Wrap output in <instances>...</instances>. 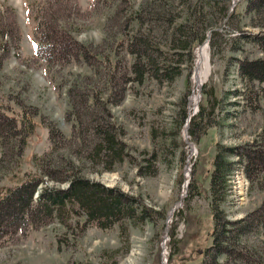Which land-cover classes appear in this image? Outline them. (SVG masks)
<instances>
[{"label":"rangeland","instance_id":"obj_1","mask_svg":"<svg viewBox=\"0 0 264 264\" xmlns=\"http://www.w3.org/2000/svg\"><path fill=\"white\" fill-rule=\"evenodd\" d=\"M246 7V0L235 7L241 23L246 31L259 33L263 27L246 17ZM115 9L119 16L109 19ZM125 11L126 4L120 0H0V194L28 175H40L34 157H43L51 149L47 123H57L70 138L84 108L76 106L80 109L76 115L71 110L69 89L76 81H84L100 92L102 102H108L104 110L100 104L94 111L124 129L123 139L131 155L115 171L102 173L85 162L83 174L138 198V205L147 209V218L123 227L121 223L109 229L86 226L84 218L75 217L68 226L54 219L42 227L21 230L0 239V264H202L203 249L213 241L210 180L217 144L264 142V85H248L238 65L226 72L229 56L238 53L226 50L213 58L205 41L194 50V62L181 64V73L173 81L152 77L143 82L124 81L127 74L132 79L135 76L131 72L133 56L124 42L113 44V38H109L111 42L105 38L117 31L118 27L111 29L115 21H126ZM53 27L61 34V44L54 54L50 45L49 54L40 51L39 56L37 42L46 33L53 34ZM76 42L84 44L83 52ZM205 47L209 70L199 86L195 80L198 52ZM245 51L251 58L264 55L251 44ZM115 52L114 64L110 61ZM173 64L178 65L175 60ZM111 75L119 83L114 89L107 86ZM234 89L243 96L232 93L229 100L240 98L241 103L227 105V109L221 105L214 111L209 105L208 114L212 112L218 124L207 126L193 140L185 129L184 108L196 114L204 103L203 91L213 100L214 94L220 97ZM242 164L233 171L223 207L229 219L250 217L255 225L251 213L264 205V175L251 179ZM155 167L157 172L151 174ZM44 178L41 186L46 181L57 184ZM241 238L242 245L256 250L251 252L256 259L258 251L264 252V223Z\"/></svg>","mask_w":264,"mask_h":264},{"label":"trees","instance_id":"obj_2","mask_svg":"<svg viewBox=\"0 0 264 264\" xmlns=\"http://www.w3.org/2000/svg\"><path fill=\"white\" fill-rule=\"evenodd\" d=\"M120 1L126 4V11L122 15L126 21L122 24L115 21L111 29L118 27L117 31L109 32L105 40L111 42L109 38H113V44L124 42L133 56L131 72L135 76L132 79L127 74L124 81L143 82L148 77L161 82L166 79L173 81L181 73V64L189 61L193 63L196 47L210 38L213 58L226 50L238 53L229 56L226 72L238 65L239 74L248 85H264V55L251 58L245 51L246 45L251 44L264 54V0H246V17L251 18L253 25L263 27L259 33L244 29L240 11H231L232 0H139L137 5L135 2L138 0ZM117 15L119 16V12L115 9L109 19L118 17ZM256 19L259 21L256 22ZM234 30L237 31L236 35ZM52 33H46L37 42L36 51L39 56L40 51L48 53L50 45L53 49L51 53L54 54L61 44V34L55 27L52 28ZM68 36L70 37L69 34ZM76 44L83 52L84 44ZM110 48L114 51L113 47ZM115 54L116 52L113 53V61H110L114 64L117 60ZM173 60L178 65H172ZM116 84L119 85L117 78L113 80L111 75V79L107 80L108 89H114ZM69 92L71 110L75 111V115L80 112L76 106L84 108L83 113L80 112L82 120L74 122L70 138L57 123L50 121L46 124L51 149L43 157H34L40 175H28L21 184L0 194V239L21 230L42 227L54 219L68 226L73 218L80 217L84 218L86 226L95 224L99 228L109 229L116 223H121L123 227L127 222H136L135 219L146 217L147 209L138 205V198L119 188L106 187L83 174L85 162L92 163L91 169L100 173L115 171L131 153L123 139L124 129L94 111L100 104H103V110L108 105L105 100L102 102L100 92L97 94L91 84L84 81L73 83ZM203 92L204 103L198 113L191 116L184 108V117L188 119L191 116L188 131L193 140L199 139L207 126L218 124L212 112L208 114L209 105L213 106L212 111L221 105L223 109H227V105L241 103L240 98L229 100L230 94L243 96L241 90L234 89L230 93L225 91L220 97L214 94L212 100L208 91ZM224 117L228 118L229 114ZM261 130L263 139L264 124ZM152 134L157 136L155 130ZM217 147L210 180L213 241L203 249L202 264H237L239 261L261 264L264 252L258 251V256L254 259L251 252L255 249L242 245L241 237L264 223V205L251 213L256 220L255 225L250 217L229 219L223 205L229 197L235 174L233 171L240 169L236 165L243 163L251 179L264 175V142L260 140L259 144L257 141L254 145L246 146H224L219 143ZM61 148L67 151L61 153ZM156 172L155 167L151 174ZM44 176L57 184L50 185L46 181L45 186H41L45 181ZM62 183H66L65 187L61 186ZM222 257H226L225 263L221 262Z\"/></svg>","mask_w":264,"mask_h":264},{"label":"bare ground","instance_id":"obj_3","mask_svg":"<svg viewBox=\"0 0 264 264\" xmlns=\"http://www.w3.org/2000/svg\"><path fill=\"white\" fill-rule=\"evenodd\" d=\"M236 1L239 2L240 0H235V2ZM206 46L209 47L207 41H206ZM208 70H209V59H208V55H207V47L202 48V49L199 48L198 59H197V70L195 73V80L199 86L204 84L205 79H206L207 74H208ZM198 99H199L198 96H196L195 102H197ZM193 149H195V147ZM166 260H167V258L165 259V261ZM166 263H167V261H166Z\"/></svg>","mask_w":264,"mask_h":264},{"label":"water","instance_id":"obj_4","mask_svg":"<svg viewBox=\"0 0 264 264\" xmlns=\"http://www.w3.org/2000/svg\"><path fill=\"white\" fill-rule=\"evenodd\" d=\"M236 5H237V3L235 2V0H232L231 11L235 9ZM209 37H210V34H209ZM206 41H207V43L209 45L210 38H208ZM190 120H191V117L188 118L187 124L185 126V129L187 130V132H188V127H189ZM192 150H193V146H192Z\"/></svg>","mask_w":264,"mask_h":264}]
</instances>
